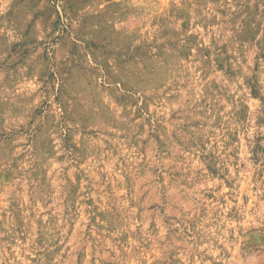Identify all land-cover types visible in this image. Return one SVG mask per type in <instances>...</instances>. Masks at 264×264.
<instances>
[{
	"label": "rangeland",
	"instance_id": "obj_1",
	"mask_svg": "<svg viewBox=\"0 0 264 264\" xmlns=\"http://www.w3.org/2000/svg\"><path fill=\"white\" fill-rule=\"evenodd\" d=\"M0 264H264V0H0Z\"/></svg>",
	"mask_w": 264,
	"mask_h": 264
}]
</instances>
